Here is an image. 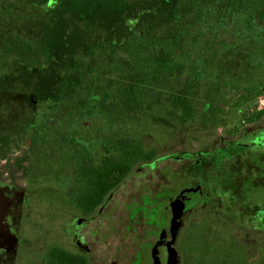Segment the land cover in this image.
I'll use <instances>...</instances> for the list:
<instances>
[{
    "label": "rangeland",
    "instance_id": "obj_1",
    "mask_svg": "<svg viewBox=\"0 0 264 264\" xmlns=\"http://www.w3.org/2000/svg\"><path fill=\"white\" fill-rule=\"evenodd\" d=\"M146 2L154 4L152 9L157 10L156 15L145 9L149 8ZM253 12L257 18L256 9ZM213 16L214 13L204 5L203 0H178L177 3L174 0H0V81L6 80L0 83L1 101L16 103L23 99L24 94L40 92L47 86H53L56 74L66 61L68 67L71 59L83 56L86 51L92 52L106 37L115 38L117 33L119 36L126 33L137 34L126 38L122 43L116 42L115 45L106 42L104 55L114 53L115 60L119 56H126L140 69L146 68V57L154 50L152 47H156L159 42L169 43L175 55L172 63L177 65L176 74L180 79H192L191 82L195 84L192 92L193 110L197 113L195 121L181 120L179 110L168 109L167 97L158 96L160 93L167 96L168 82H157L149 78L145 82L147 95L144 98L152 101L151 106L155 107L156 113H160L151 119L148 116L152 113L151 109L147 112L140 111L138 114L143 115L142 119L135 121V132L131 125V133L145 144L147 150H152L154 158L134 163L127 177L113 190L114 196L109 197L126 201L129 205V199L134 202V198L140 196L150 205L147 216L151 215L155 219L154 212L158 210L157 214L162 213L166 205L172 208L177 198L178 188L173 182L177 181L176 163L183 153L204 151L206 156L213 154L211 158L215 159L220 149L225 147L224 135L236 133L243 125V119L247 123L256 124L258 128H264V46L262 49V45L250 36L236 39V32L242 27V22L238 21L231 26L218 25ZM258 18L260 23L264 22V4L259 7ZM124 24L131 25L130 31ZM148 28L150 29L147 30ZM246 31L248 30L244 29ZM226 35H229V40L224 38ZM16 37L47 45L50 60L45 64L46 69H42L41 73H33L29 70L34 64L28 63L20 68L16 61L7 58V42ZM92 37L95 39L91 40ZM117 47L119 50L116 53ZM108 77L110 74L107 71H99L92 74L84 86L85 97L98 96L99 103L105 105H101L99 111H95L85 122L83 128L86 129L80 130L82 134L96 133V120L108 116L109 113L105 110L112 108L111 103H115L114 99L105 97ZM195 80L200 83L194 82ZM208 98L211 103L206 101ZM159 103H163L162 106ZM208 104L211 107L205 110L204 107ZM24 108L27 111L25 123L35 121L36 114L31 112L33 108L29 105ZM142 109L143 107L138 110ZM13 112V105L0 103V114L7 118V122L0 125V140L5 139L8 134L13 135L16 127L20 128L21 120L9 119ZM212 113L219 114L213 122L209 120L213 117ZM251 113H261L263 116L259 120L257 114ZM244 115L246 118H243ZM108 126L111 127V123ZM245 129H242L243 133ZM16 130L15 136H9V141L15 138L14 143L9 142L8 146L3 143L9 150L4 158L8 162L7 170L14 178L26 171L30 177L39 179L35 184L16 185L17 190L55 199L40 200L37 204L33 201L28 207V214L34 218L38 213L41 214L40 210L49 213L52 209L59 208H67L68 212L71 202L64 205L60 201V195L68 193L75 185H71L68 179L71 174L68 168L67 184L62 183L65 169L56 162H64L65 159H61L63 155H59L61 158L49 155L38 158L25 150L27 142L24 138L20 139L23 135H16ZM116 130L129 133V124ZM31 134L30 129L25 135L30 137ZM252 155L254 159L248 160L255 162V150ZM243 158L245 159L244 155L238 156V164L242 168L246 165ZM252 176L254 182L261 180L255 178V169ZM230 208L227 215H215L212 210L209 212L204 208L190 213L189 224L193 223L196 228L202 223L206 226L205 230L200 231H205L202 234L207 235L210 244L202 256L207 259L215 255L212 243L223 233L220 229H224L230 237L239 239L242 247L250 250L249 256L258 257L257 260L264 264V233L261 235L250 228V222L245 221L238 205L225 207L227 210ZM57 211L54 215L56 218ZM115 212L120 214L121 209ZM102 228L103 239L107 238L112 243L115 239L110 240L108 236L117 238V232H125L126 225L119 223L111 225L109 229ZM87 241L92 243L90 237H87ZM118 241L116 239L114 242ZM104 249L109 251L105 244Z\"/></svg>",
    "mask_w": 264,
    "mask_h": 264
},
{
    "label": "flooded vegetation",
    "instance_id": "obj_2",
    "mask_svg": "<svg viewBox=\"0 0 264 264\" xmlns=\"http://www.w3.org/2000/svg\"><path fill=\"white\" fill-rule=\"evenodd\" d=\"M174 1L178 2V0ZM146 4L149 8L145 9H149L153 15H156L157 10L152 9L154 4L150 2H146ZM172 4L175 6V3ZM262 4H264V0H256V2L250 4L249 7H253L250 10L252 14L250 19L245 17L247 13H243L245 15L243 17H231L230 11H228L227 15L222 16L217 15L209 6L208 8L214 13L213 20L218 25L231 26V24H236L238 21L242 22V27L236 32L238 33V35L236 34V39L239 40L250 36V38L260 43L263 49L264 22L260 23L258 18V10ZM204 5L206 4L204 3ZM226 8L230 9V5ZM169 9L170 6H168L167 10ZM255 9L257 18L255 17V12H253ZM137 23L140 22L137 21ZM123 26L129 30L131 25L124 24ZM244 29L251 32H244ZM136 34L126 33L119 36L117 33L114 35L116 36L115 38H104L105 41L103 43L106 44L107 42L109 45H111L110 43L115 45L116 42L120 41L122 43L126 38L133 37ZM216 37L218 38L219 36L216 35ZM224 38L229 40V35L224 36ZM93 39L95 38L92 37L91 40ZM118 48L115 49L116 53L119 50ZM86 53L87 51L81 57L87 56ZM109 56L116 57L114 53ZM74 59H71L68 67L67 61L60 67L53 86H47L40 92L24 94L23 99L16 103H13V101L3 102L0 97V103L13 105L14 112L9 119L21 120L19 123L20 128H15V130L17 129L16 135H23L20 139L24 138L27 142L25 150L35 154L38 158H45L47 155L52 157L51 154H48V147H41V137L49 133L54 134V131L45 129L46 124L43 123L45 114L40 113L45 109H49L50 105L58 100L56 95L60 80L67 70L71 69ZM49 60V57L42 59L36 65L34 64L29 71L41 73L42 69H46L45 64ZM115 61H118V59ZM24 67L20 66V68ZM176 78L178 79L176 84L180 88H183L185 84H191L195 90V84L191 81H184L178 75H176ZM3 81L6 80H2L0 83ZM194 82L200 83L198 80ZM93 97H96L98 102L100 101L98 96ZM206 101L211 103L210 98ZM151 103L152 101L147 102L148 107L146 108L144 105L140 111L146 112L151 109L152 113L148 116L152 119L160 112L156 113L155 107L151 106ZM162 104L159 103L160 106ZM25 105L31 106L33 108L31 112L36 114V119L32 123H25L27 120ZM210 107L211 105L208 104L204 109L207 110ZM97 111H99V108ZM179 111L181 120L187 122L195 121L197 113L194 112L191 118H186L183 110L179 109ZM211 115L213 117L210 119H213V121L219 117L218 113H212ZM92 116L93 114H84L82 117H85L84 120L87 122ZM116 116L125 118V114L121 113H116ZM141 116L143 115L137 114L135 111L128 112L129 134H132L131 125L135 132V121L141 120ZM108 118H110V115L96 120L98 125L94 134H82L79 132L81 145L88 147L91 142H94L93 136H99V133L101 135L109 133L110 127L105 123ZM243 118H246V115ZM6 122L7 118H3L0 114V125L3 126V123ZM242 122L243 125L239 127L236 133L224 135L226 138L225 147L220 149L221 151L215 159L211 158L213 154L206 156L204 151L187 152L179 157L176 163L178 164V178L176 182H173L178 188L177 198L174 200L172 208H168L166 205L162 213L157 214L158 210L154 212L153 216L155 219H152L151 215H148L150 218L147 216L150 211V205L145 199L140 196L135 197L134 202L129 199L130 204L128 205L125 203L126 201L122 202L119 199L109 198L110 195L114 196L113 190L107 193L104 200L88 213L78 209L71 202V194L64 193L60 195L62 198L60 201L64 205H67V202H71V208L68 212L67 208L52 209L51 211L49 210V213L40 210L41 214L38 213L33 218L28 214V207L33 201L37 204L38 202L40 203V200L55 199L41 194L33 195L17 190L16 185L35 184L39 179L30 177L26 171L16 178L9 174L7 170L8 162L4 158L8 155L7 146L9 142L14 143L15 138L9 141V136H15L14 130L12 132L13 135L8 134L5 139L0 140V186H3V188L0 187V264H67V251L76 255L70 264H207L206 261L204 262L199 257L194 256L199 251L200 245L209 240L207 235L202 234L205 231H200L205 230L206 226L202 223L200 227L196 228L193 223L189 224L190 213L199 208H204L209 212L212 210L215 215H227L231 208L227 210L225 209L226 206L238 205L241 208V214L245 216V221L250 222V228L262 235L264 233V128H258L256 124L247 123L245 119ZM42 123L44 128L40 126ZM243 128H246L244 133ZM30 129L32 134L30 137H26V131ZM84 129L86 128L81 130ZM65 132L67 134V128ZM228 134L230 133L228 132ZM35 140L37 144L34 143ZM3 143H7V146H4ZM41 150L47 151V153H41ZM253 150L256 151L255 162L248 160V158L254 159ZM243 155L245 156V159H243L246 160L244 168L238 164V156ZM64 159V162L58 161L56 163L65 169L62 183L67 184V168L71 173L68 179L73 181L75 165L74 162L67 159V147L65 148ZM46 162L49 161L46 160ZM237 164L238 166L231 167V165ZM254 169L255 178L261 179L258 182H254L252 176ZM23 180L25 183H22ZM2 184L6 186L4 187ZM9 185L11 187H8ZM118 209H121V216L115 212ZM56 211L57 218L54 216ZM67 214L70 215L67 217ZM119 223L126 225L125 232L118 231L117 238H113L112 235L108 236L110 240L117 239L119 241L115 243L114 240L110 243L107 238L104 240L102 227L109 229L111 225H119ZM220 231L223 233L219 234L218 238H227L223 248L229 247L231 239L234 248L243 251V253L247 252V248L242 247L239 239L230 237L224 229H220ZM87 237L91 238L92 243L87 241ZM104 244L109 251H105ZM72 248L81 249L74 250ZM58 249L59 251H57ZM214 256L206 260L212 259L211 264H221L219 261L217 262V258H214ZM249 257L248 262L254 261L253 264H263L262 261L259 262L257 260L258 257Z\"/></svg>",
    "mask_w": 264,
    "mask_h": 264
},
{
    "label": "trees",
    "instance_id": "obj_3",
    "mask_svg": "<svg viewBox=\"0 0 264 264\" xmlns=\"http://www.w3.org/2000/svg\"><path fill=\"white\" fill-rule=\"evenodd\" d=\"M203 1L217 15L225 16L230 11L231 17H243L245 16L243 13H247L245 17L248 19L251 18L250 10L253 8L249 6L252 2H256V0ZM229 5L230 9L226 8ZM159 43L151 48L154 50L146 57L145 69L138 68L126 56H119L118 61H115L114 57L104 55L107 43H100L92 52H87L85 57H76L72 61L71 69L67 70L60 80L56 95L58 100L54 101L49 109L40 113L45 114L43 122L46 124L45 129L54 131V134L49 133L41 137V147H48V154L52 156L61 158L59 155H63L61 159H64L67 147V159L75 163L73 181H71V185L74 184L75 188L68 190V194L72 195L71 202L85 213L93 210L104 200L107 193L114 190L124 180L134 163L154 158L152 150H147L145 144L139 142L134 135L116 130L118 127L129 124L128 112L135 111L138 114L140 111L138 109L144 105L148 107L149 100L144 97L147 95L145 82L149 81V78L157 82H168L167 96L164 93L158 95L162 98L167 97L168 108L183 110L186 118H191L194 114L192 104L194 86L185 84L183 88H180L176 84L177 65L172 63L175 57L173 48L169 43ZM157 47H159L158 50ZM6 56L20 66L28 63L36 65L42 59L50 58L45 43L20 37L8 40ZM101 65L105 68L99 69ZM114 65H116L115 68H113ZM99 71H107L110 74L105 97L114 98V101H117L111 103L113 108L108 107L106 110L110 118L105 123H111L110 132L101 136H93L94 142L85 147L81 145L79 134L85 125V117L82 116L94 114L105 103H99L96 97H85L83 90L88 78ZM183 80L192 81L188 77ZM152 88L155 89L153 85ZM116 113L125 114V118L116 116ZM257 115L258 119L262 116L261 113ZM210 121L213 122V119ZM43 123L40 125L42 128H44ZM34 143L37 144L36 140ZM41 153H47V151L41 150ZM226 242L227 238L221 237L212 243L215 251L214 258H217V262L221 264L248 262L247 260L250 259L248 251L250 250L243 253L234 248L231 239L229 247L223 248ZM209 244L208 241L204 242L200 245L199 251L194 254L207 264H211L212 259L206 260L202 254ZM200 251L202 252L199 253ZM74 256L76 255L67 251V264L72 262ZM253 263L254 261H249L247 264Z\"/></svg>",
    "mask_w": 264,
    "mask_h": 264
}]
</instances>
